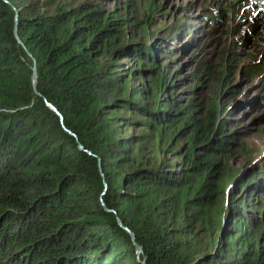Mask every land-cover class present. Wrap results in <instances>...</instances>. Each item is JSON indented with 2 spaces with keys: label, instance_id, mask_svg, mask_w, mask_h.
I'll return each instance as SVG.
<instances>
[{
  "label": "trees",
  "instance_id": "obj_1",
  "mask_svg": "<svg viewBox=\"0 0 264 264\" xmlns=\"http://www.w3.org/2000/svg\"><path fill=\"white\" fill-rule=\"evenodd\" d=\"M149 17L0 0V264H264V195L241 205L264 188V158L230 166L237 131L219 99L199 118L193 98L165 96L162 41L176 49L190 28L153 35ZM138 24L144 42L129 37Z\"/></svg>",
  "mask_w": 264,
  "mask_h": 264
},
{
  "label": "rangeland",
  "instance_id": "obj_2",
  "mask_svg": "<svg viewBox=\"0 0 264 264\" xmlns=\"http://www.w3.org/2000/svg\"><path fill=\"white\" fill-rule=\"evenodd\" d=\"M84 1L106 11H116L121 18H131L132 23L143 14H149L148 29L154 31L153 35L174 25H188L190 34L186 29L181 31L182 41L176 49H169L162 41L167 49L166 53L162 52V68L172 79L165 96L176 95L182 101L193 98V109L199 118L219 99L217 110L231 111L229 116L233 122L229 127L237 131V138L231 146L230 166L238 168L262 161L264 70H256L255 65L264 59V0H239L233 5H227L225 0ZM149 1H152L150 7ZM140 25L127 28L133 42L144 39ZM229 46H232V56L227 51ZM198 64V74L206 65L207 74H194ZM229 87L232 90L226 92ZM229 187L230 184L223 192L226 198L224 213L233 206L228 200ZM251 191L248 195L250 202L241 203L248 211L253 210L250 204L264 195L261 185ZM258 214L264 216V209Z\"/></svg>",
  "mask_w": 264,
  "mask_h": 264
},
{
  "label": "water",
  "instance_id": "obj_3",
  "mask_svg": "<svg viewBox=\"0 0 264 264\" xmlns=\"http://www.w3.org/2000/svg\"><path fill=\"white\" fill-rule=\"evenodd\" d=\"M13 33H14V37L16 38V40L22 44V41L19 39L18 37V33H17V13L15 14V24H14V29H13ZM36 78H37V69H36V66L35 64L32 66V73H31V76H30V81H31V84H32V88L34 90V92H36V95H40L36 89H35V86H36ZM46 104L56 112V114L58 115L59 117V120L60 122L62 123L63 122V116L62 114L50 103L46 102ZM67 132L71 133L70 130L66 129ZM79 148H82V146L79 144ZM99 162V160H98ZM99 167H100V162H99ZM244 169H242V172H243ZM103 207L106 211H113L111 209H108L104 204H103ZM114 212V211H113ZM117 221L118 223L122 226V228L128 233V235L130 236V239L132 240L133 244H134V247H135V251L136 253L138 254H142L143 251H142V248L141 246L136 242L135 240V234L126 226L122 225L121 224V221L117 218ZM142 263L145 264V258L143 257V260H142Z\"/></svg>",
  "mask_w": 264,
  "mask_h": 264
}]
</instances>
